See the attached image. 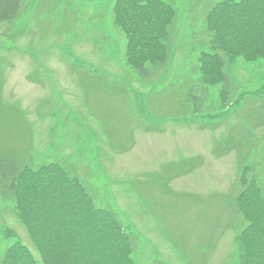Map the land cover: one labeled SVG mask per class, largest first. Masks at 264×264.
I'll list each match as a JSON object with an SVG mask.
<instances>
[{"label": "rangeland", "instance_id": "1", "mask_svg": "<svg viewBox=\"0 0 264 264\" xmlns=\"http://www.w3.org/2000/svg\"><path fill=\"white\" fill-rule=\"evenodd\" d=\"M117 2L22 0L0 23V154L62 164L118 215L136 264H239L243 175L264 195V58L220 51L224 103L198 59L224 0H170L168 61L141 77ZM13 198L0 188V262L18 239L44 264Z\"/></svg>", "mask_w": 264, "mask_h": 264}, {"label": "trees", "instance_id": "2", "mask_svg": "<svg viewBox=\"0 0 264 264\" xmlns=\"http://www.w3.org/2000/svg\"><path fill=\"white\" fill-rule=\"evenodd\" d=\"M243 5L246 2L241 0L213 5L207 14L213 48L198 58L199 69L208 71L201 81L221 85L224 103L230 78L220 51L264 58V0H251L248 12ZM21 7L22 0H0V23L15 20ZM175 14L170 0H118L114 23L127 34L126 61L141 77L148 73L147 63L168 61ZM242 183L245 189L238 205L249 226L238 236L239 264H264V195L254 179L243 175ZM0 188L14 197L44 264H136L132 235L118 215L98 206L87 187L59 162L20 166L13 156L0 154ZM0 264L37 261L30 248L16 239Z\"/></svg>", "mask_w": 264, "mask_h": 264}]
</instances>
